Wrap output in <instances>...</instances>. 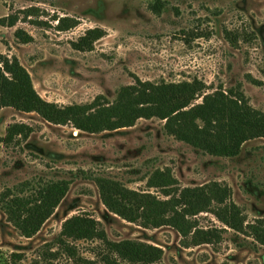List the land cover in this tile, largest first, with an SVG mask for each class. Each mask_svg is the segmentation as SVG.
Segmentation results:
<instances>
[{
	"label": "rangeland",
	"instance_id": "obj_1",
	"mask_svg": "<svg viewBox=\"0 0 264 264\" xmlns=\"http://www.w3.org/2000/svg\"><path fill=\"white\" fill-rule=\"evenodd\" d=\"M94 29L101 33L88 34ZM16 30L31 40L21 42ZM0 55L16 58L39 97L58 106L96 97L112 104L120 88L137 81L195 79L204 85L202 96L231 91L264 113V0H0ZM202 96L187 108L201 104ZM12 124L30 127V134L4 144ZM163 126L158 118H141L130 127L86 133L1 108L0 195H28L52 181L69 185L31 238L19 235L0 205V264H103L99 240L68 241L73 256L58 243L63 221L82 213L100 223L110 242L161 249L157 264H264V245L249 228L264 225V138L219 157L176 140ZM99 178L171 199L175 207L190 189L223 201L192 213L174 207L178 214L167 225L146 229L106 210L94 182ZM230 204L242 230L224 222L229 210H222Z\"/></svg>",
	"mask_w": 264,
	"mask_h": 264
},
{
	"label": "trees",
	"instance_id": "obj_2",
	"mask_svg": "<svg viewBox=\"0 0 264 264\" xmlns=\"http://www.w3.org/2000/svg\"><path fill=\"white\" fill-rule=\"evenodd\" d=\"M159 4L157 1L156 6ZM14 23L11 21L9 26ZM98 32L101 33L94 29L88 34ZM100 36L98 34L94 38ZM15 37L23 43L31 40L22 30H16ZM75 46L84 50L78 43ZM203 89L204 85L195 79L158 85L137 81L132 86L120 88L112 104L96 97L88 104L58 106L39 97L29 74L16 58L0 55V109L11 107L21 112H34L48 123L71 125L86 133L130 127L138 119L155 117L164 121L163 128L168 135L219 157L234 156L245 141L264 138V113L248 106L243 95L229 91L228 94L214 92L202 96ZM198 96H202V103L187 108ZM30 131V127L24 124L9 125L1 142L8 144L14 136L26 138ZM94 182L107 211L146 229L167 225L178 214L176 207L192 213L207 208L211 201H223L222 195L208 197L207 194L202 195L201 190L190 189L189 193H181L175 207L171 199L159 201L148 194L128 191L113 181L99 178ZM68 185L67 180H59L38 185L28 195L4 192L0 195L1 211L21 237L31 238L51 216L66 194ZM227 210L229 218L224 222L230 227H240L234 206L230 204L223 208V214ZM170 212L173 215L168 217L166 214ZM249 228L253 239L264 245V225L258 222ZM94 239L102 243L106 252L102 257L103 264H157L162 257L161 249L147 243L108 241L100 223L86 213L73 215L61 224L58 243L70 256L74 255V249L68 241Z\"/></svg>",
	"mask_w": 264,
	"mask_h": 264
}]
</instances>
